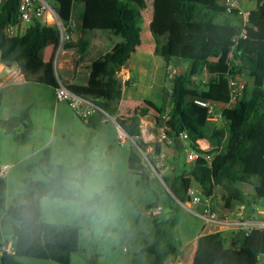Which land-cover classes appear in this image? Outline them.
<instances>
[{"label": "trees", "instance_id": "trees-1", "mask_svg": "<svg viewBox=\"0 0 264 264\" xmlns=\"http://www.w3.org/2000/svg\"><path fill=\"white\" fill-rule=\"evenodd\" d=\"M53 9L67 21L76 7L77 0H52ZM81 2V28L94 29L115 37V48L91 61L86 84L67 85L75 94L89 96L109 115L118 111L122 96V83L117 72L128 62L139 64L144 70L150 55L137 49L140 43V27L137 25L138 6L146 7L145 0H79ZM146 11L149 30L153 35L152 55L164 63L165 77L172 84L166 102L154 106L157 119L162 123L167 113V135L177 155L184 154L185 146L180 133L187 135V146L196 157L189 161V169L183 162L180 170L172 169L161 174L169 199L186 202L191 180L194 179L200 196L208 198L216 187L220 197L230 201H245L243 185L252 186L254 196L264 197V0H256V7L248 11L247 21L236 9L227 10L218 0H147ZM19 23L17 0H6L0 5V63L25 68L37 62L42 45L50 38H57L55 26L33 23L14 34L6 32L8 24ZM244 29V34L239 35ZM231 52L229 60L216 59L225 51ZM83 50L80 49V53ZM188 60L186 69L178 73L168 70L173 58ZM139 62V63H138ZM205 73L203 85H193L192 77ZM238 74L247 80L240 98L230 107H221V120L207 118L206 107L194 100L206 99L223 105L228 102V77ZM164 95L162 88V95ZM2 93L0 91V103ZM89 126H95L93 113L82 118ZM133 137L127 154V167L140 179L150 175L141 156L148 154L155 164L161 153L159 140L145 141L140 133L139 116L119 122ZM210 141V147L199 148L198 139ZM168 144V143H165ZM212 154L210 161L204 156ZM146 162V161H145ZM45 173V180L25 178L22 182L24 202L4 209L6 183L0 177V218L7 215L17 221L12 226V251H3L0 264H22L20 257L51 259L68 264L70 256L78 249L80 225L47 222L42 218L40 199L50 188V150L45 148L36 163ZM160 171L161 167H156ZM152 205H146V209ZM141 213L138 215V219ZM151 221L156 225L157 216ZM158 233V229L156 230ZM2 231L0 228V239ZM230 242L228 243V240ZM154 245L146 247L152 254L149 264H161L176 248L154 239ZM264 228H255L239 239L236 232L229 235L222 231L203 233L197 240L191 264H264Z\"/></svg>", "mask_w": 264, "mask_h": 264}, {"label": "crops", "instance_id": "crops-1", "mask_svg": "<svg viewBox=\"0 0 264 264\" xmlns=\"http://www.w3.org/2000/svg\"><path fill=\"white\" fill-rule=\"evenodd\" d=\"M44 1L47 2V0ZM235 1L240 5L238 0ZM53 5H55L54 1ZM51 10L55 11L52 7L50 11ZM138 10L139 15L137 25L140 27V43L137 45V49L152 54L154 49V39L148 27L149 18L144 11L143 24L147 34L146 38L143 39L142 28L139 25V21L142 19V9L140 6H138ZM249 10L251 9H248L247 11ZM80 12L81 10L75 13L74 9L70 16L72 22L71 38L64 46L60 45L58 38L48 39L38 52L37 62L32 63L25 68L18 67L17 70L7 73L0 79V91L2 93V101L0 103V107H2L0 108V177H2L6 183L4 209L10 205L24 202L22 190L20 196L13 195V201L7 204L8 181H6L5 173L9 167L13 168L18 165L15 171L21 172L20 178L22 182L25 178L45 180L46 175L44 171L36 164L41 158L42 152L45 148L50 150V166L47 171L48 175L51 173V161L54 157L80 154L87 158L89 154L99 151L103 155H111L107 158L109 167L111 168L112 180L110 183H107L109 191L114 193L118 205L130 204L132 208L134 207L135 212L132 213H134V217L138 219L139 213H137V205L131 194L128 192V188L122 185V182L120 181L125 174L123 172L115 173L114 171L116 161L112 151H120V153H122V150H119L116 145L123 143L126 140L120 142L116 137L117 128L120 125L119 122H125L135 115L139 116V128L142 138L145 141H152L155 137L152 131V125L150 124L152 123L151 118L154 114L158 113L154 106V102L147 99H137L125 90L128 84L140 86L141 83L145 81L143 79L147 68L142 70L139 64H129L126 62L120 70H118L116 75L122 83V96L118 103V111L114 115H109L100 110L93 112V119L97 121L95 126L87 125L79 116L66 113V102L57 100L54 94L57 80L60 79L66 85L86 84L90 73L91 61L100 54L115 48V41L108 35L104 33L102 34V32L98 31L88 32L81 28ZM53 17V14L44 13L34 19L41 23L53 26ZM33 20L29 22L20 21L17 23L14 33L22 31L25 27L33 23ZM100 35H103V38H101ZM80 49L83 50L82 53H80ZM76 64H79V66H76ZM5 65L6 64L0 63V72ZM151 65L154 70L157 69L159 73L162 72V84L159 85V87L163 88V98L165 97L163 101L166 102L165 99L168 98L169 89L165 87V65L160 61L158 63L157 58L153 59V63L150 59L147 67H150ZM175 67L178 73L185 69L179 65V63H177ZM167 69L172 71L175 68L172 69V67L170 68L168 65ZM203 74L207 77L205 73ZM155 80V75H153V78L150 77L147 80L149 87L155 86ZM15 86L27 87V91L21 92L12 98L13 102H17L19 110H27L32 104L43 105L45 102V90L48 91L47 100L52 108V115L44 120L38 115L32 116L25 113L14 115L11 111H8L6 108V92ZM84 97L93 101L89 96ZM24 102H26V104H23ZM220 106L221 105H219V107ZM103 113L110 116L112 121L107 122L102 116ZM176 141L178 145H184L186 150V140L183 139L182 141ZM197 142L202 147L209 148L211 146L210 141L205 138H200ZM164 145L167 146L165 148L169 149V153L174 151L171 143ZM150 150L151 147H148L147 151ZM161 152H163V145ZM166 155L164 158H166ZM33 169H37L38 172L32 174L31 171ZM168 169H174L173 161L170 165L165 166L164 173H166ZM131 173L133 172L131 171ZM124 180V183L128 181V185L130 181V185L128 186L130 190L131 188L136 187V183L134 180H131L129 175L124 177ZM118 187L119 191L116 192ZM189 189L192 190L191 184ZM199 189L197 183L196 191L199 194L195 195L200 197L198 202L195 203L186 200V202H180V204L203 220V229L200 231L196 230L189 234L184 242L175 247V252L161 264H191L196 250L197 240L203 233L222 231L224 234L229 235L230 232H236L239 239H241L245 234L239 225L241 216L238 214V209L240 207L244 208V218L255 220L264 219V207H257L256 205L247 206L245 201L241 202L222 199L220 197L219 187L214 189L210 197H203L202 201ZM244 193L247 192L244 191ZM16 200L19 201L16 203ZM205 205H208V207L215 212L218 220H208L203 217L202 211ZM158 206L159 205L155 204L147 208L145 214H156L153 210ZM40 209L42 218L47 222L59 224L76 223L73 216L58 217L57 214L54 213L45 215L41 205V199ZM157 213H159V211ZM106 226H108V224ZM5 240L6 238L0 242V255L5 251L7 245L10 244V246H12V239L7 240L6 243H4ZM229 242L230 239L228 240V243ZM261 257L262 255L260 258Z\"/></svg>", "mask_w": 264, "mask_h": 264}, {"label": "rangeland", "instance_id": "rangeland-1", "mask_svg": "<svg viewBox=\"0 0 264 264\" xmlns=\"http://www.w3.org/2000/svg\"><path fill=\"white\" fill-rule=\"evenodd\" d=\"M240 2L241 8L244 10L254 9L256 7V0H238ZM51 7H53V1L47 0ZM219 3H222L221 0H218ZM149 1L145 0V6H140L142 9V19L139 21V25L142 28V38H146L147 32L145 31V27L143 24V14L144 11H148ZM81 10V2L79 0L76 1L75 13ZM79 15V14H78ZM88 32L98 31L94 29H84ZM103 34V33H102ZM103 38V35H100ZM112 39L115 40V37L112 36ZM153 63V59L157 58L158 63L161 60L159 56L155 57L151 53H148ZM231 58V52L225 51L221 56H217L216 59L229 60ZM179 63L185 69L188 67V60L181 59L177 57H173L168 65L172 69V71H177L175 65ZM164 65V63H163ZM157 66V65H156ZM158 67V66H157ZM171 71V70H170ZM155 75V86L149 87L147 80L151 77L153 78ZM161 77V78H160ZM168 77V76H167ZM165 77V87L170 89L172 84L170 78ZM144 82L138 85L128 84L125 88L126 92L130 93L131 96L137 99H147L153 101L156 105H160L164 102V98L162 95V88L159 85L162 84V72L159 73L157 69L154 70L153 66L147 67L146 74L144 76ZM193 85H203L205 84L206 77L204 74L199 76L192 77ZM243 80L247 79L243 77ZM205 81V82H204ZM27 91V87H13L6 92V104L7 110L11 111L12 114L17 115L21 113L30 114L32 116L38 115L41 116L44 120L52 115V108L47 100V93L45 91V102L44 104H32L27 108V110H19L17 102H13V96ZM167 101V99H165ZM23 104H26L24 102ZM9 107V108H8ZM66 113L79 116L77 113H74L67 103L65 104ZM2 108V107H0ZM220 107L218 106V110ZM157 114L151 118L152 123V131L154 133V139L156 140L159 136V127L160 123L156 117ZM102 116L105 118L107 122H111L112 119L107 114L103 113ZM82 118L81 116H79ZM152 140V141H153ZM122 144V145H121ZM134 144L133 137H128L123 143L117 144V148L122 150L120 151H112L114 154V158L116 161V166L114 168L115 173L123 172L125 175L123 176L122 185L128 188V192L131 194L133 200L137 205V213H141V217L136 219L134 217V207L130 204H122L118 205L119 207V215L122 217H116L114 220L100 224L95 223L87 217H74V221L80 225V235H79V245L78 249L73 252L70 256V261L68 264H148L149 260L152 259V254L149 250L145 249L146 247L154 245V239L158 238L160 243H167L170 246L177 247L180 243L184 242L189 234L193 233L196 230L203 229V220L200 219L197 215H194L191 211H189L186 207L180 204L175 199H169L167 196V188L161 178V174H165V166L170 165L171 162H174V170L179 171L183 162L186 163L185 169H189V161H187L186 154L187 150H184V154L181 153L177 155L175 151L169 153V149L165 148L163 144V152L166 155L164 158L163 164L159 170H154L149 168L148 164L146 167L150 175L147 179H140L138 175L131 173V171L127 168V153L130 146ZM117 150V149H115ZM111 153V154H112ZM151 153L147 151V155ZM171 157H170V155ZM143 153L141 151V156L143 157ZM106 158H109L111 155H104ZM170 157V158H169ZM168 159V160H166ZM144 163H146L145 159L142 158ZM108 161V160H107ZM121 164V166H120ZM18 165L11 168L9 167L7 172L5 173L6 181H8V198L7 204L11 203L14 196H20L23 186L21 180V172L15 171ZM122 168V169H120ZM121 170V171H120ZM171 171L168 169L166 173ZM38 172L37 169H33L31 171L32 174ZM127 175L130 176L131 180H134L136 183L134 188L128 187V181L124 183V177ZM106 182L110 183L111 180V168L109 167L108 174L106 176ZM197 182L192 179L191 181V193L190 195L199 194L196 191ZM245 193V204L247 206L256 205L257 207H264V197L263 196H254L252 186L249 184H245L242 186ZM119 191V187L116 192ZM203 201V198L201 199ZM19 200H16V203ZM15 203V202H14ZM159 205V213L156 214H145L146 205ZM213 204V200H212ZM44 214L48 215L49 213L57 214L58 217L61 216H69L63 214L61 212H53L50 210H46L43 208ZM152 216H157L159 218V222L155 225L151 219ZM17 224V221L12 219L7 215H2L0 218V228L2 231V237L0 242L6 238L7 240L11 239L12 235V226ZM108 224V226H106ZM158 229V233L157 230ZM205 230V229H204ZM203 230V231H204ZM19 261L22 264H62L51 259H42V258H34V257H20ZM261 262H264V256L260 258Z\"/></svg>", "mask_w": 264, "mask_h": 264}, {"label": "built area", "instance_id": "built-area-1", "mask_svg": "<svg viewBox=\"0 0 264 264\" xmlns=\"http://www.w3.org/2000/svg\"><path fill=\"white\" fill-rule=\"evenodd\" d=\"M6 0H0V5ZM223 6L227 9H236L237 13L242 17L243 24L247 21L248 11L241 8L239 3L235 0H221ZM51 7L48 2L44 0H17V14L19 22H29L33 20L35 17H39L43 15L44 13L53 14L54 17L52 19L53 26H55L58 35L57 38L59 40V43L61 46H64L66 42H68L71 38V28H72V22L70 18L65 21L53 10H51ZM52 12V13H51ZM17 24H8L6 26V32L8 34H13L15 27ZM244 29L241 30L239 35L244 34ZM76 66H79V64H76ZM245 81L242 77H240L238 74H231L228 77V89H229V99L228 102L221 105L220 109L218 110V106L209 100L206 99H195L194 101L197 104H200L201 106L206 107L207 110V118L212 121H220L221 120V107H230L232 106L241 96L242 89L244 87ZM54 94L57 100L66 102L79 116L82 118H86L91 113L100 110V109L93 101L90 99L75 94L70 89H68L67 85L61 81L60 79L57 80V83L55 85ZM168 115L167 113H164L162 123L159 127V136L157 140H159L161 143H171V138L167 135L166 131L168 129L167 124ZM180 136L182 139L187 140V135L185 133H180ZM117 139L121 142L125 140L128 137H132L127 134V132L123 129L121 125L118 126L117 132H116ZM199 148L206 149V147H202L199 145ZM187 154L186 158L187 160H193L196 157V153L193 149H191L189 146L186 147ZM143 158L146 160V163L148 164L149 168L156 170V167L162 166V160L164 159V153L161 152L158 156H156L155 164L153 165L150 163V160L148 159V156L146 152L142 151ZM204 158L208 161L211 160L212 154H206ZM191 193V190L189 189V195ZM200 197L198 195H190V202H198ZM160 207H156L153 212L157 213L159 211ZM244 208L240 207L238 209V214L241 216V220H239L240 228L243 229L244 234H248L250 230L255 228H264V219L263 220H255V219H247L244 218ZM264 213V211H263ZM202 215L204 218L208 220H218L216 214L214 211H212L208 205H205L202 211ZM12 246L7 245L5 247V251H12Z\"/></svg>", "mask_w": 264, "mask_h": 264}, {"label": "clouds", "instance_id": "clouds-1", "mask_svg": "<svg viewBox=\"0 0 264 264\" xmlns=\"http://www.w3.org/2000/svg\"><path fill=\"white\" fill-rule=\"evenodd\" d=\"M107 158L99 151L85 158L80 154L54 157L50 188L42 195L44 209L73 217H87L95 223H108L119 215L114 193L106 182Z\"/></svg>", "mask_w": 264, "mask_h": 264}, {"label": "water", "instance_id": "water-1", "mask_svg": "<svg viewBox=\"0 0 264 264\" xmlns=\"http://www.w3.org/2000/svg\"><path fill=\"white\" fill-rule=\"evenodd\" d=\"M17 69H18V66L15 63L5 65L4 68L2 69V71L0 72V79L3 78L7 73H9L13 70H17ZM134 144H135V146H137L136 143H134ZM137 148H139V147L137 146ZM139 150L142 151L141 149H139ZM187 200L188 201L190 200L189 194L187 195Z\"/></svg>", "mask_w": 264, "mask_h": 264}]
</instances>
